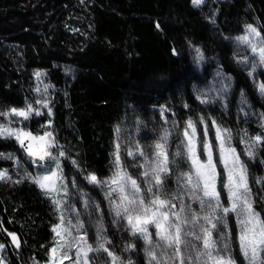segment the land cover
<instances>
[{
    "label": "trees",
    "instance_id": "16d2710c",
    "mask_svg": "<svg viewBox=\"0 0 264 264\" xmlns=\"http://www.w3.org/2000/svg\"><path fill=\"white\" fill-rule=\"evenodd\" d=\"M250 23L264 39V0H204L198 6L191 0H0V112L27 104L39 109L41 115L33 112L22 122L32 133L51 132L52 152L65 153L60 160L70 219L80 214L84 228L77 234L92 248L106 237L105 248L121 261L149 264L143 237L131 233L123 212L116 215V194L106 197L101 186L85 180L90 173L100 181L113 176L117 145L122 169L137 179L141 195L151 199L155 192L171 201L166 207L175 213L171 222L177 223L179 236L185 227L180 223L182 209L185 216L187 205L196 213L206 209L189 192L216 203L203 196L190 162L184 137L187 121L198 125L203 117L217 122L226 145L230 131L228 139L245 167L255 176L264 175V130L259 127L264 121V97L257 93L264 71L257 70L252 78L248 64L240 60L252 58L249 49L229 39L243 33ZM196 49L203 60L198 59ZM38 71L43 73L39 78ZM45 84L50 85L46 92ZM42 100L48 102L51 115L37 103ZM257 112L262 113V120ZM19 121L13 117L10 124ZM0 122L9 120L0 117ZM165 132L167 140L162 139ZM245 133L261 137L254 163L242 154ZM133 140L139 151L128 155ZM157 142L167 154L168 172H159L161 184L153 181L148 192L152 173L144 175L145 155L149 162L155 160ZM124 147L127 151H122ZM0 153L15 154L24 166L0 158V168H7L12 177L11 182L0 181V245L4 246L0 253L7 264H43L54 242L52 228L58 214L41 189L30 180L21 181L24 170L34 175L37 166L17 139L0 137ZM181 172L188 175L180 176ZM189 178L197 181V188L190 183L185 186ZM249 187L255 194L252 208L264 224V182L257 184L253 178ZM220 191V204L225 207L228 201ZM217 215L227 222V240L237 264H246L239 251L235 213H223L217 207ZM95 221L103 227L98 229ZM151 229V242L163 243L156 229ZM212 232L215 238V229ZM10 234L17 237V243ZM128 244L133 247L125 251ZM88 257L90 264H117L103 249Z\"/></svg>",
    "mask_w": 264,
    "mask_h": 264
},
{
    "label": "clouds",
    "instance_id": "9594fccd",
    "mask_svg": "<svg viewBox=\"0 0 264 264\" xmlns=\"http://www.w3.org/2000/svg\"><path fill=\"white\" fill-rule=\"evenodd\" d=\"M203 3V0H200V4ZM199 4V5H200ZM248 28V25H245ZM248 38L246 40H238L237 37H245ZM236 40L242 44L246 45L252 53H254V57L251 60L250 71L249 73L256 71V66L259 65L264 67V54H262L261 50H264V39H257V36L254 32L247 31L246 35L237 36ZM247 56H242L241 59H247ZM258 84V88H259ZM260 92V96L264 97V92ZM2 113V112H0ZM39 116V115H37ZM9 123L0 122V128L3 131H0V137H15V134L9 135L7 129L12 127L9 126ZM188 126V125H187ZM259 127L264 130V121L259 124ZM191 138L193 141H196V132L191 131L190 133ZM232 133L229 131L226 133V142L228 144V149L232 150L231 137ZM245 139L243 155H245L249 160H252L254 163V157H258V153L256 149L259 146L258 136L249 137L247 133L244 134ZM167 140V132H165ZM260 137V136H259ZM201 148L207 153V144L209 143L207 138L202 139L200 142ZM187 147V145H186ZM195 147V144L193 145ZM188 149V147H187ZM122 151H127V148H122ZM139 151L138 146L135 145V141L133 140V148L131 152ZM27 154L28 152L25 151ZM61 152L53 153L50 152L42 159L40 162H44L45 160L51 161L54 168L57 172L62 176L63 169L61 165L60 155ZM235 157V152L232 153ZM178 155H182V153H178ZM64 156V155H63ZM0 158L5 160L13 161L14 165H18L19 167L23 168V164H21L18 159L16 158L15 154L13 153H0ZM147 156L145 155V162H146V171L151 172L152 176L151 179L148 180V188L152 187V182L156 180V175L159 173L161 160L159 157H156L153 161L151 166L147 165L146 161ZM28 159H32V156L28 154ZM73 165L76 164V161H70ZM114 163V161H113ZM262 166H264V160H261ZM53 170L51 166L45 165L43 173L33 176L27 170H24L23 175L21 176V181L24 179L32 181L39 189L42 190L40 186L41 178L45 175V173H50ZM228 170L231 171L236 177L235 183L230 185L232 196L230 200L233 201L231 207L235 205V209H237L238 214L243 217L241 221H248L249 217H252L253 208L252 205L254 203L253 196L255 195L251 188L249 187V183L251 179H255L257 184H261L264 182V175L255 176L251 173L242 163L240 159L235 160L230 166H228ZM91 174V173H90ZM89 174V175H90ZM86 176L85 180L91 185H99L101 186V191L104 192L105 196H109L111 191L110 185L107 183H99L94 184L90 181L89 177ZM188 174L186 172H181L180 176L186 177ZM63 177V176H62ZM0 181L2 182H11L12 177L9 175V170L7 168H0ZM188 183L191 184V188L195 189L198 187L197 181L193 178L191 182H186V187ZM129 189H131V185H128ZM203 196L204 195V189ZM67 192V187L64 184L63 178L57 182V188L54 192L52 191H43V195L46 197H51V204L55 213L59 214L60 216V223L59 231L65 237L61 243L64 245V249H68L70 245H74L78 243L77 236H71L70 229H75L77 233L84 228V224L81 222L80 214H75L73 219H69L68 212L66 211L67 205H65V197L61 195V193ZM189 195L195 199L200 201L201 205H206V209L202 213L193 212L191 205L186 206V211L188 215H184V212H181V220L180 223L184 224L185 227L181 231L179 238H177V231L176 226L171 225L173 231L170 235H166L162 238L164 241L163 243H155V242H148V238L145 235L143 237V241L145 247L143 249L144 254L146 257H149V264H171L173 260H180L181 264H237V260L234 256V249L232 243L228 242L227 240V232L226 229L228 227L227 222L223 215H217V206L216 203H210L204 201L200 196H197L196 193L189 192ZM264 199V197H261ZM111 203V202H110ZM221 211L224 212V206L220 207ZM75 212V209H72ZM200 216V220H197V216ZM215 221V223L213 222ZM98 229L103 227V224L100 221L94 222ZM205 224L210 225V227H205ZM215 229L216 236L213 238L212 230ZM99 235V233H98ZM71 236V240L69 241L67 238ZM56 239V237H53ZM106 237H101L97 240V247L95 249H101L103 246V241ZM200 243H197V242ZM240 241L239 251L245 260L246 264H264V250L261 249V245H264V241H253L252 243H242ZM132 244H128L125 247V251H128L129 246ZM182 245V249L179 247ZM83 247L87 248V244L83 245ZM96 251V250H94ZM66 252V251H65ZM155 254V259L151 260V255ZM165 258H167L165 260ZM117 264H133L131 259L126 261H121L119 258L116 260ZM83 264V260L81 261Z\"/></svg>",
    "mask_w": 264,
    "mask_h": 264
},
{
    "label": "snow or ice",
    "instance_id": "6c2138e0",
    "mask_svg": "<svg viewBox=\"0 0 264 264\" xmlns=\"http://www.w3.org/2000/svg\"><path fill=\"white\" fill-rule=\"evenodd\" d=\"M193 5L198 6L200 4V0H192ZM247 31L254 32L256 36H259L260 34L257 32V29L251 25H248ZM248 37H237L238 40H246ZM262 54H264V50H261ZM197 56L199 60H203L204 57L200 53L199 49H196ZM35 75L37 78L41 77L43 75L42 72H36ZM249 75H252V73H249ZM50 87V85L45 84L44 90L45 92ZM259 90L261 92H264V83L259 85ZM39 91V89H37ZM199 99V97H198ZM203 102V101H202ZM38 104H43L44 108H48V114L51 115V109L48 106V102L46 100L37 101ZM187 107V105H185ZM163 111V110H162ZM35 112V115H41V112L39 109H34L32 104H27L26 108H10L7 111H4L0 113V117H4L11 123V119L13 117L21 118L22 120H28L30 115ZM203 117L201 118V121H203ZM51 122H49L50 124ZM44 127V126H42ZM188 128L191 129V131L196 132L197 129L193 125V122L191 120L188 121ZM0 131H3L2 128H0ZM9 135L15 134V138L21 145L23 146L25 144V141H28L27 146L25 147V151L28 152L30 156L33 158H38L39 160L42 159L44 156L52 152V150L55 149V143L54 139L52 137V133L45 131L43 136L39 135H33L31 132L26 131L24 129H17V128H10L7 129ZM227 131V130H225ZM117 132H119V129H117ZM184 135L188 138V154L189 158L192 160V163L196 170L197 177L203 181V189H204V195L205 197H212L216 201L217 207H222L220 204V193L216 190V180L217 175H220L221 177V183L224 188H227L228 190V196L229 198L232 196V191L230 188V185L235 183L234 175L231 171L228 170V164H229V156L228 153H231V162L234 163L235 160H238V156H233V152H235V149L229 150L226 148L221 142L219 145V153H220V159L216 162H214L213 159V153L215 151V144H207V153L201 148L200 155H196V149L193 147L195 144V141L192 140L191 135H189L188 131L186 130ZM216 136L219 140L221 138V131L219 128L216 130ZM261 137H257L259 140ZM162 139H166L164 136ZM34 142V143H33ZM119 145H117V151L114 153V167L115 172L112 177L108 178L106 181H100L98 180L97 176L95 174H90L89 179L94 184L99 183H107L110 186L115 185L114 188L111 187V191L109 195H111V192L118 191L119 193V203L115 205L116 209V215L118 217L121 216V213L123 212V218L127 220V225L130 228V231L133 235L139 234L137 238L144 237L145 235L148 238V242L151 243V239L149 237V230L147 225L152 224L154 225L156 229V235H161L163 238L164 233L166 232L165 225L168 224L171 226L170 221V214L166 211H161L166 205H170V200H165L160 197L159 194L152 192L151 188H148V192H152V198L150 199L148 195H141L142 187L140 184H138L137 179H133L131 175L128 174V172L124 169H122L121 166V153L119 151ZM155 148L157 150L156 156L163 159L161 160L160 164V170L159 172H168V168L166 167L168 163L167 154L164 152L163 148L164 146L157 142L155 144ZM179 152L176 153L178 155ZM133 153L129 151L128 155H132ZM61 156L65 155L64 152L60 153ZM141 155H144L143 152H141ZM206 155V161H202L201 157ZM146 161H148V157L146 158ZM223 163L225 168H227V183H224L223 180V173H217V167L219 163ZM153 164V161L149 162ZM145 177L148 176V172L146 171L144 173ZM63 177L57 172L56 169L52 170L50 173L45 174L40 181V186L42 190L44 191H52L54 192L57 188V181L61 180ZM156 184H161V178L159 173L156 175ZM189 182H191V179L189 178ZM19 183V181H17ZM128 185H131V189H129ZM174 207V205L172 206ZM232 209H235V205L231 207H224V213H229ZM183 211V209H182ZM172 215H175V213H171ZM253 220H255V217H252ZM241 224L243 225V228L241 230V234L239 236V239L242 243H252L253 241H264V225H260L259 221H256V223L252 224L251 227H249V222L247 221H241ZM259 227V231L256 232V228ZM59 225H54L52 228L53 233H55L54 237H59V239L56 241V246L51 249V264H63V260H67L68 264H73L72 259L69 257L68 252L61 251V249L64 248V245L61 243L62 240L65 239V237L62 235V233L58 230ZM177 232H179V229H177ZM249 233H252V235H249ZM12 235V241L13 243H17V237L14 234ZM177 238H179V235H177ZM55 240V239H54ZM78 243L74 245H70L69 248H76L77 249V257H83L84 258V264H87V253L90 251H98L100 249H94L91 245L87 244V241L84 240L83 237L78 238ZM87 244V248L83 247V245ZM17 246H19L17 244ZM4 246L0 245V249H2ZM133 245H130L128 249H131ZM105 252H108V255L113 258V261L115 262L119 257H116L112 252L108 251L107 248H105V245L103 244L102 248ZM151 260L155 259V254H150ZM61 257H63V260H61ZM75 264H80V260L77 259L75 261Z\"/></svg>",
    "mask_w": 264,
    "mask_h": 264
},
{
    "label": "rangeland",
    "instance_id": "374dc122",
    "mask_svg": "<svg viewBox=\"0 0 264 264\" xmlns=\"http://www.w3.org/2000/svg\"><path fill=\"white\" fill-rule=\"evenodd\" d=\"M204 1V0H203ZM191 3H192V0H191ZM193 4V3H192ZM202 4V3H201ZM200 4V5H201ZM245 25H251V26H253V27H255L256 28V26L255 25H253L252 23H250V24H245ZM257 29V28H256ZM244 32L243 33H241V34H239L238 36H241V35H246L247 34V28L244 26ZM257 32L260 34L259 36H257V39L259 40V39H261V33H260V31L257 29ZM230 40H231V42H233L234 44H237V43H239L237 40H236V37H231V38H229ZM240 44V43H239ZM242 45V44H241ZM244 47H246L247 49H249L246 45H243ZM249 51H250V54H251V56H252V58L251 59H240L242 62H244L245 64H248V67H249V69H250V65H251V60L253 59V57H254V53H252L251 52V50L249 49ZM257 70H259V71H264V67H261V66H259V65H257L256 66V71L255 72H252V75H251V77L253 78L254 77V75L257 73ZM259 81V80H258ZM260 82V81H259ZM259 83H257V85H258ZM260 84H261V82H260ZM257 93L258 94H260V92H259V88H258V86H257ZM249 108H250V110L251 111H253L254 110V108L250 105L249 106ZM252 113V112H251ZM256 116H258V119H260V120H262V113L261 112H257L256 113ZM23 122H25V121H23ZM23 122H22V119H21V121H19V123H14V124H9V126L10 127H12V128H17V129H24V130H26V131H31L32 132V130H30L29 129V127L26 125H24L23 124ZM187 125H188V121H187ZM185 126V129H184V133H185V131L187 130L188 131V133H189V135H190V133H191V129H189L188 128V126ZM193 125L196 127V129H197V131H196V141H195V149H196V155L197 156H199L200 155V151H201V145H200V141L202 140V139H204V138H207V140H208V142L210 143V144H215V146H216V148H215V151H214V153H213V159H214V162H216V161H218L219 159H220V153H219V145L221 144V142H223V144H224V146L226 147V148H228V145H226V143H225V140H224V135L222 134V130H221V128L219 127V125H218V123L217 122H214V121H205L204 119H203V121H201V124H195V123H193ZM217 128H219L220 129V131H221V138L218 140L217 139V136H216V130H217ZM34 134V136L35 135H39V136H41L40 134H37V133H33ZM184 137H186L185 135H184ZM186 143H188V138L186 137ZM18 144H19V142H18ZM232 147V149H235V154H236V156H238L239 157V159L242 161V163H243V165L245 166V164H244V162H243V160L241 159V156H240V154H239V151L235 148V147H233V146H231ZM228 156H229V164H228V166H230L231 164H232V162H231V153H228L227 154ZM33 158V157H32ZM36 161L33 163V165H35V166H37V170H36V173L33 175V176H36V175H39V174H41V173H43V171H44V166L45 165H48V166H51L52 168H53V170L55 169L54 168V165H52V162L51 161H48V160H45L44 162H40L39 161V159L38 158H34ZM201 160L202 161H206V155L205 156H203V157H201ZM190 162H192V160L190 159ZM192 166H193V170H194V173H195V175H196V170H195V167H194V165H193V163H192ZM217 173L219 174V173H223V180H224V183H227V168H225V166H224V164L221 162V163H219L218 164V167H217ZM45 174H47V173H45ZM197 179H198V183L200 182L201 183V185H202V187H203V181H201L198 177H196ZM235 179H236V177H234ZM63 180H64V178H63ZM58 182V181H57ZM64 184H65V186H66V183H65V181H64ZM67 187V186H66ZM115 187V185H112V188H114ZM220 188L221 189H223V191H224V193H225V197H226V200L228 201L227 202V205L225 206V207H229L230 209H231V204L233 203V201L232 200H230V198H229V196H228V190H227V188H224L223 186H222V183H221V177H220V175H217V180H216V190H217V192L218 193H220L221 194V192L222 191H220ZM42 191H44V190H42ZM114 192V194H116L115 196H116V198L118 199V201H119V193H118V191H113ZM61 195H64V197H65V201H64V203H65V205H67L68 207H66V211L68 212V217H69V219H70V212H71V206H69L68 204H67V202H68V199H69V193H68V187H67V192H64V193H61ZM49 199H51V197H48ZM211 199H213L212 197H210ZM214 200V199H213ZM215 201V200H214ZM120 202V201H119ZM216 202V201H215ZM161 211H166V212H169V214H170V210H169V207L167 208L166 206L163 208V209H161ZM235 213V215H236V218H237V220H238V225H239V235H238V238H239V236H240V234H241V230H242V228H243V225L241 224V220L243 219V217H241L239 214H238V211H237V209H232L231 211H230V213ZM224 213V212H223ZM173 216H175V215H173ZM171 217H172V215L170 214V216H169V218H170V221H171ZM252 217H255L256 219L255 220H253L252 219ZM252 217H249V219H248V221L247 222H249V227H251L252 226V224H254V223H256V221H259V224L260 225H264V224H262V220H261V218H260V215L258 214V213H256V211H254L253 210V214H252ZM60 223V216H59V214H58V222H57V224H59ZM57 224H55V225H57ZM171 225H175L176 226V231H177V223H172L171 222ZM147 227H148V230H149V233L151 232V228H153V229H155V227H154V225H152V224H149V225H147ZM165 228H166V232L164 233V235H170L171 233H172V231H173V228L171 227V226H169L168 224H166L165 225ZM259 231V227H257L256 228V232H258ZM70 233H71V236H77L78 238L79 237H83V236H80L79 234H77V232H76V230L75 229H70ZM54 235H55V233H54ZM249 235H252V233H249ZM71 236H69L67 239L70 241L71 240ZM158 237H160V239L162 238L161 237V235H158ZM84 238V237H83ZM59 239V237H56V239L54 240V242H53V244H52V247H51V249L53 248V247H55L56 246V241ZM85 240V239H84ZM261 248L262 247H264V245H261L260 246ZM0 251H2L1 249H0ZM61 251L63 252V251H67L68 252V254H69V257L72 259V261H73V264H75V261L77 260V259H79L80 260V264H81V261L83 260V264H84V258L83 257H77V249L76 248H68V249H61ZM92 251H90V252H88L87 253V264H90L91 262H90V260H89V254L91 253ZM51 250H50V253H49V256H48V261L47 262H45V263H43V264H51V260H50V258H51ZM61 260H63V257H61ZM0 264H7V262L5 261V259H4V256L2 255V253H0ZM57 264H59V262H57ZM63 264H68V261L67 260H63Z\"/></svg>",
    "mask_w": 264,
    "mask_h": 264
},
{
    "label": "water",
    "instance_id": "95a60500",
    "mask_svg": "<svg viewBox=\"0 0 264 264\" xmlns=\"http://www.w3.org/2000/svg\"><path fill=\"white\" fill-rule=\"evenodd\" d=\"M29 132H31V131H29ZM32 133V132H31ZM33 134V133H32ZM34 135V134H33ZM34 143V142H33ZM20 144V146H21V150L23 151V153L26 155V156H28V154L25 152V147L27 146V144H28V141H25V144L22 146L21 145V143H19Z\"/></svg>",
    "mask_w": 264,
    "mask_h": 264
},
{
    "label": "bare ground",
    "instance_id": "6f19581e",
    "mask_svg": "<svg viewBox=\"0 0 264 264\" xmlns=\"http://www.w3.org/2000/svg\"><path fill=\"white\" fill-rule=\"evenodd\" d=\"M243 26V25H242ZM70 67V66H69Z\"/></svg>",
    "mask_w": 264,
    "mask_h": 264
}]
</instances>
